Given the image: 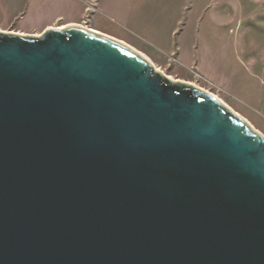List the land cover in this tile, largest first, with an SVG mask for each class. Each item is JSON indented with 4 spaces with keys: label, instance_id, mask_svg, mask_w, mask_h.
I'll return each mask as SVG.
<instances>
[{
    "label": "water",
    "instance_id": "1",
    "mask_svg": "<svg viewBox=\"0 0 264 264\" xmlns=\"http://www.w3.org/2000/svg\"><path fill=\"white\" fill-rule=\"evenodd\" d=\"M0 264H264V137L117 40L0 31Z\"/></svg>",
    "mask_w": 264,
    "mask_h": 264
},
{
    "label": "rangeland",
    "instance_id": "2",
    "mask_svg": "<svg viewBox=\"0 0 264 264\" xmlns=\"http://www.w3.org/2000/svg\"><path fill=\"white\" fill-rule=\"evenodd\" d=\"M181 6L187 26L203 23L197 59L162 52L116 28L123 20L118 11L128 9L123 22L146 35L160 32ZM72 25L121 40L169 78L217 97L264 137V0H0V31L38 35Z\"/></svg>",
    "mask_w": 264,
    "mask_h": 264
},
{
    "label": "crops",
    "instance_id": "3",
    "mask_svg": "<svg viewBox=\"0 0 264 264\" xmlns=\"http://www.w3.org/2000/svg\"><path fill=\"white\" fill-rule=\"evenodd\" d=\"M184 10L187 11L184 6H181L174 18L166 17L168 20L171 19V23L165 24L160 29V32H158L159 30H153L154 32L148 35L143 34L140 31L141 29L132 26L129 21L123 22L124 18L127 17V13L129 12L128 9L127 12L118 11L120 17H122L123 20L121 18H117L118 24L116 28L125 37H128L136 42H145L148 45L161 50L162 52L171 54L176 50L178 56L187 57L190 60L197 59L200 51L203 23H200L199 27H191V25L187 26L188 22H183ZM185 33H187L188 38ZM183 36L184 38L182 39Z\"/></svg>",
    "mask_w": 264,
    "mask_h": 264
},
{
    "label": "bare ground",
    "instance_id": "4",
    "mask_svg": "<svg viewBox=\"0 0 264 264\" xmlns=\"http://www.w3.org/2000/svg\"><path fill=\"white\" fill-rule=\"evenodd\" d=\"M59 28V27H58ZM61 28H63V27H61ZM66 28H82V26H80V25H72V26H66ZM82 29H84V28H82ZM88 31H90V32H93V33H95V34H98V35H103V36H107V35H105V34H102L101 32L99 33V32H97V31H92V30H88ZM107 37H109V38H111V39H114V40H117V41H119L120 43H123V44H125V45H127L126 43H124V42H122L121 40H118V39H115V38H113V37H111V36H107ZM129 46V45H128ZM129 47H131V46H129ZM132 48V47H131ZM134 49V48H133ZM140 53V52H139ZM141 54V53H140ZM146 58V57H145ZM147 59V58H146ZM148 60V59H147ZM149 61V60H148ZM153 66V65H152ZM154 68L156 69V70H158L155 66H154ZM203 90V89H202Z\"/></svg>",
    "mask_w": 264,
    "mask_h": 264
}]
</instances>
